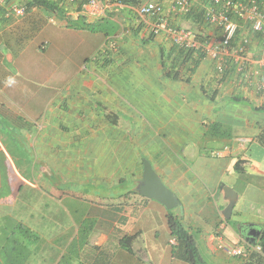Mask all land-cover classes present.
I'll list each match as a JSON object with an SVG mask.
<instances>
[{"label":"crops","instance_id":"obj_1","mask_svg":"<svg viewBox=\"0 0 264 264\" xmlns=\"http://www.w3.org/2000/svg\"><path fill=\"white\" fill-rule=\"evenodd\" d=\"M30 1L6 0L19 6ZM51 1H61L64 16L41 6L20 19L0 10V117L16 128L36 158L35 167L23 164V172L10 164L4 175L0 171V201L12 203L0 205V226L13 217L38 236L25 262L187 264L173 255L168 210L134 193L147 159L177 196L180 205L171 213L202 259L241 264L218 246L246 247L242 227L264 228V148L255 141L264 113L254 111L262 102L254 104L257 94L237 75L236 64L226 57L227 69L219 74L216 62L202 54L188 74L197 54L184 59L169 38L150 34L148 18L136 17L119 0H101L110 9L93 21L101 27L94 32L67 23L80 16L79 4ZM147 1L162 4L171 26L192 30L209 46L219 41V30L197 15L211 4L192 0L185 16L173 13V0L132 4ZM236 21L235 46L248 38L247 56L264 58L260 37ZM67 45L72 53L84 51L82 73L72 77L67 68L73 60L67 61L61 93L47 95L44 117L34 124L28 119L39 120L36 102L43 92L49 94V78L45 74L27 100L26 80L19 75L29 74L25 67L33 66L38 75L60 69L56 54ZM171 71L179 72L176 80ZM259 76L264 81V68ZM3 129L0 138L11 137ZM229 204L232 212L223 222Z\"/></svg>","mask_w":264,"mask_h":264},{"label":"built area","instance_id":"obj_2","mask_svg":"<svg viewBox=\"0 0 264 264\" xmlns=\"http://www.w3.org/2000/svg\"><path fill=\"white\" fill-rule=\"evenodd\" d=\"M69 3L79 4L80 15L87 21L93 22L103 19L110 9L108 3L101 0H67ZM192 0H173L172 11L175 15H188ZM127 8L138 18H148L149 32L153 36L164 35L172 44L184 53H201L216 62L218 73H224L227 69L226 57H230L236 64V73L255 90L264 95V81L257 80L262 68L264 58L251 65L247 58L248 38H241L238 46L233 42L240 32V24L236 19L244 22L246 28L252 34L262 39L264 48V14L253 0L242 2L241 0H212L211 6L204 10L205 23L220 32V39L214 46L198 39L196 33L187 28H178L170 25L164 7L157 1H147L144 4L127 5ZM0 10L4 15L14 19L25 16V7L9 4L6 0H0ZM253 66V67H250ZM223 222L225 220L223 219ZM174 244V241H170ZM218 249L232 258H245L251 252H260L258 246H252L245 250L242 246L231 243H220Z\"/></svg>","mask_w":264,"mask_h":264},{"label":"trees","instance_id":"obj_3","mask_svg":"<svg viewBox=\"0 0 264 264\" xmlns=\"http://www.w3.org/2000/svg\"><path fill=\"white\" fill-rule=\"evenodd\" d=\"M212 0H203L204 3L211 4ZM247 0H244L246 2ZM259 7L260 11L264 14V0H253ZM61 2V1H60ZM59 2V3H60ZM120 3L123 5H133V0H119ZM57 2H53L51 0H32L27 3L25 7L26 12L29 11L33 7H43L48 11H52L53 13L60 15L61 17L64 16V9L60 6ZM191 10V9H190ZM2 11V10H1ZM3 12V11H2ZM4 14V12H3ZM199 20L202 23L204 21V10H200L197 13ZM67 23L73 29H83L88 30L90 32L98 31L101 29L100 25L95 22H86L85 18L82 16L76 17L74 20H68ZM206 24V23H205ZM240 33V32H239ZM238 33V34H239ZM254 36L258 35L253 34ZM238 35L236 36L235 40L237 39ZM261 39V38H260ZM234 40V41H235ZM241 41V40H240ZM262 41V39H261ZM233 46H235V42H233ZM193 54L191 52L184 54V59H189ZM198 60L191 61V68H189L188 74H191L195 67L198 65V61L202 56L201 53H197ZM179 76V72H170V77L173 80H176ZM188 80V79H187ZM240 100V99H236ZM241 101V100H240ZM254 111L258 113H264V105L253 108ZM255 141L258 143L259 146L264 148V125L260 129L259 133L255 137ZM135 193V192H134ZM167 224L170 231V236L175 240L176 244L173 247V255L184 261L187 264H207L202 257L196 247L195 241L192 236L181 226L177 217H175L171 211H168L167 215ZM15 229H18L19 233H22L23 238L21 241H12V247H9V243L11 242V238L5 237V243L0 248L2 254H0V263L1 264H24L25 260L24 257L28 254L26 248L29 247V243L35 242L38 240V236L32 233L28 228L24 227L22 224L16 223ZM13 230V232H14ZM10 240V241H9ZM127 241L129 239H126ZM17 242V243H16ZM248 245H245V250L249 249V246L254 245L248 241ZM255 245L260 248V252H251L245 258L241 260V264H264V228L261 230L260 236L256 241ZM21 249V250H20ZM2 260V261H1Z\"/></svg>","mask_w":264,"mask_h":264},{"label":"rangeland","instance_id":"obj_4","mask_svg":"<svg viewBox=\"0 0 264 264\" xmlns=\"http://www.w3.org/2000/svg\"><path fill=\"white\" fill-rule=\"evenodd\" d=\"M69 44L73 45V47H75V44L71 43V40H70ZM68 48H69L70 52L68 54H65L64 52H66ZM63 49H64V52L56 54V55H59L58 56V64L60 63V69L57 68V69L53 70L52 72L48 71L47 73L45 72L44 74L38 75V74H36V72H34L33 66L32 67H25L26 68L25 71L27 70L29 74L26 76H24L25 75L24 73L19 75L26 80L25 82L23 80V82L25 83L23 95L25 96V98L27 100L29 99V97L31 95L30 91L31 90L34 91V89H36L40 86L41 81H43L45 74H46L47 78H49V80H47V82H46L51 87L49 90H47V91H49V94H47V92L45 91L46 90V88H45L44 89L45 92L42 93L41 99L38 102H36V103H38L36 108L38 111L37 115H38V117H40V118H38L39 120L36 121L35 118L30 119L28 117L29 118L28 121H31L34 124H37V123L39 124V122L42 121L40 119L44 117L43 112L45 109L43 108V106L46 104L47 95H50V92H53V94H55V95H59L61 93V89H62L61 84L63 82L62 79L64 77L63 75H64V69H65L64 66H66L67 61L73 60V64L70 67L68 66V68L67 67L66 68L68 69V71H73L71 75L74 78L80 77L79 73H82L80 67L83 64L85 65V63H86V62H84L85 61L84 60V51L82 49L75 50L73 53H72V46L67 45V47L63 48ZM63 54H65V55L62 56ZM93 54L92 55L88 54V55H90V57H91V56H93ZM256 55H258V53H256ZM247 58H248V60L251 59L254 61L259 59V57H257L258 58L257 59L256 56H253V57L247 56ZM83 70H84V68H83ZM219 74H221V73H219ZM259 78L261 79V76H259ZM55 86H58V88H59L58 91L56 90ZM254 93L257 94L256 97L258 98V100H254V104H260V102H262V105H263L264 104V95L258 91H255ZM33 101H34V99H33ZM48 106H49V104H48ZM29 123L30 122H27V124H29ZM8 125H10V124L2 121V118L0 117V130L2 128H4L3 129L4 133H6L8 135L11 134V137H8L7 139H4L2 137L0 138L2 141L1 143L3 145V148L5 150L3 153H0V165L2 167V168H0L1 169L0 171L3 170V175L5 172L4 168L9 166V164H10V166L13 165L19 171L23 172V167H24L23 164L24 163H26V164L28 163L31 166L35 167V162H36V158L34 157L35 154L28 147H26L25 139H23V137L18 134V131L16 130V128L13 129L11 127V125L10 126H8ZM12 135H14V136H12ZM6 159H10L9 162L3 161ZM8 204H12V203L10 201H7V200H1L0 201V205H2V206L8 205ZM9 210H7V211H9ZM8 213H9L8 215H11V210ZM12 218H10V217L8 219L6 218L5 221L3 222V225L0 226V233H2V227L5 230L4 233L2 234L4 236V238L8 237V236L11 238L10 239L11 242L9 243L8 248L12 247V244H11L12 241H17V242L21 241L22 240L21 238H23V235H24V234L22 235V233H19L18 229L14 230V228L16 227L15 224L17 222L15 219H12ZM91 221L92 220H90L89 222H91ZM13 230H14V232H13ZM1 240H4V239H1ZM4 243H5V240H4ZM18 243H20V242H18ZM29 246H30V243H29ZM26 250L28 251L29 248H26ZM0 254H2L1 251H0ZM24 264H27V263L24 262Z\"/></svg>","mask_w":264,"mask_h":264},{"label":"water","instance_id":"obj_5","mask_svg":"<svg viewBox=\"0 0 264 264\" xmlns=\"http://www.w3.org/2000/svg\"><path fill=\"white\" fill-rule=\"evenodd\" d=\"M133 190L145 199L158 202L168 211H171L180 205L175 193L163 184L147 159L142 160V176L141 179L137 181ZM232 207V204H229L223 212V216L226 220L230 218ZM241 234L250 243L254 244L259 237L260 230L255 226L245 225L241 229Z\"/></svg>","mask_w":264,"mask_h":264},{"label":"clouds","instance_id":"obj_6","mask_svg":"<svg viewBox=\"0 0 264 264\" xmlns=\"http://www.w3.org/2000/svg\"><path fill=\"white\" fill-rule=\"evenodd\" d=\"M71 4H73V3H71ZM27 13V12H26ZM26 15V14H25ZM80 15V14H79ZM81 16V15H80ZM83 17V16H82ZM69 20V19H68ZM71 20V19H70ZM86 20V19H85ZM86 22H89V21H87L86 20ZM91 23V22H90ZM253 88V87H252ZM254 89V88H253ZM255 90V89H254ZM255 91H257V90H255ZM224 220H225V222H227V220L224 218ZM242 235V234H241ZM260 236V235H259ZM241 237H243L245 240H246V242H247V244L246 245H248L249 243H248V240L244 237V236H241ZM259 238V237H258ZM258 238L256 239V241L258 240ZM173 241H174V244H171V245H175L176 244V242H175V240L173 239ZM256 243V242H255ZM255 243H254V245H252V246H257V245H255ZM252 246H249V248L250 247H252ZM243 248H245V247H243ZM238 259H241V258H238Z\"/></svg>","mask_w":264,"mask_h":264},{"label":"flooded vegetation","instance_id":"obj_7","mask_svg":"<svg viewBox=\"0 0 264 264\" xmlns=\"http://www.w3.org/2000/svg\"><path fill=\"white\" fill-rule=\"evenodd\" d=\"M260 230V229H259ZM260 233H261V231H260ZM260 235V234H259Z\"/></svg>","mask_w":264,"mask_h":264}]
</instances>
